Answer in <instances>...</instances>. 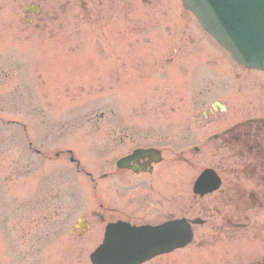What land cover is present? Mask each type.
Wrapping results in <instances>:
<instances>
[{
	"label": "rangeland",
	"instance_id": "rangeland-1",
	"mask_svg": "<svg viewBox=\"0 0 264 264\" xmlns=\"http://www.w3.org/2000/svg\"><path fill=\"white\" fill-rule=\"evenodd\" d=\"M31 3L44 10L33 27L35 16H24ZM84 4L86 11L79 0H0V264H91L112 219L90 217L78 237L84 214L98 213L104 201L143 217V201L163 200L168 191L158 179L159 198L142 184L125 193L100 182L131 147H113L114 128L142 145L178 147L186 118L197 117L194 90L214 76L211 88L239 77L181 0ZM251 88L248 94L234 85L220 98L245 113L251 100L261 104V84ZM83 171L99 182L97 190ZM133 199L140 206L130 207ZM8 237L16 243L11 252ZM172 261L181 264V254Z\"/></svg>",
	"mask_w": 264,
	"mask_h": 264
},
{
	"label": "flooded vegetation",
	"instance_id": "flooded-vegetation-1",
	"mask_svg": "<svg viewBox=\"0 0 264 264\" xmlns=\"http://www.w3.org/2000/svg\"><path fill=\"white\" fill-rule=\"evenodd\" d=\"M235 69L239 76L236 80L230 76L221 87L199 91L194 103L198 117L186 118L180 128L182 144L175 152L168 155L161 150L158 164L152 161L153 156L131 160L127 168L111 169L101 177L119 192L129 193L142 184L159 198L157 179L166 183L168 191L163 200L147 202L151 207L144 217L102 203L101 213L91 212L93 218L134 224L136 217L141 219L136 225L153 226L182 220L190 226L193 238L189 244L144 264H172L174 253L181 254V264H264V72ZM242 75L246 76L244 80ZM252 84H261L257 94L260 107L251 100L249 104L254 108L243 113L220 98L221 92L226 93L234 85L246 88L249 94ZM116 129L119 134L112 137L113 147L131 144L121 158L130 157L139 148H156L143 147L134 134L120 126ZM206 159H213L212 164L206 165ZM206 170L217 176L218 187L208 194L196 193L194 181ZM88 176L97 187L95 179ZM152 213L155 219L150 218Z\"/></svg>",
	"mask_w": 264,
	"mask_h": 264
},
{
	"label": "water",
	"instance_id": "water-1",
	"mask_svg": "<svg viewBox=\"0 0 264 264\" xmlns=\"http://www.w3.org/2000/svg\"><path fill=\"white\" fill-rule=\"evenodd\" d=\"M184 2L205 29L226 47L238 62L264 67V0H184ZM172 229L176 230V226ZM136 236L142 234L135 231L131 236L126 233L123 238L116 233L111 234V245H105V248H100L93 255L94 263H134L138 260L136 256L142 253L135 248ZM169 236L176 237L174 233H168L165 227L150 231L148 238L150 242L145 250L151 248L155 251L158 245L155 240L160 239L159 244L163 245ZM144 237L145 234L141 237L142 241H145ZM120 239H125L123 245L119 242ZM148 255L152 256L151 253Z\"/></svg>",
	"mask_w": 264,
	"mask_h": 264
}]
</instances>
